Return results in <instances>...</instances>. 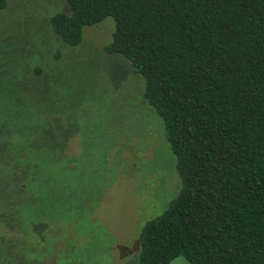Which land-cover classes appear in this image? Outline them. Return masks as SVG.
<instances>
[{
  "label": "trees",
  "instance_id": "1",
  "mask_svg": "<svg viewBox=\"0 0 264 264\" xmlns=\"http://www.w3.org/2000/svg\"><path fill=\"white\" fill-rule=\"evenodd\" d=\"M63 2L68 11L48 20L61 46H80L85 28L112 19L103 52L126 60L143 80L139 101L161 119L176 159L179 189L141 228L137 264L178 257L189 264H264V0ZM6 6L0 0V10ZM22 167L0 178V196L20 187L12 192L19 204L24 186L30 194L43 186L34 169L21 183ZM24 200L0 215V242L40 254L27 246L24 223L36 200ZM4 253L1 264H10ZM25 261L22 254L17 259Z\"/></svg>",
  "mask_w": 264,
  "mask_h": 264
},
{
  "label": "rangeland",
  "instance_id": "2",
  "mask_svg": "<svg viewBox=\"0 0 264 264\" xmlns=\"http://www.w3.org/2000/svg\"><path fill=\"white\" fill-rule=\"evenodd\" d=\"M6 2L0 146L9 153H0V178L23 165L21 183L34 169L43 186L20 191L36 200L24 223L27 246L40 254L0 242V257L8 250L10 264L21 254L25 264H137L141 228L167 208L180 185L161 119L139 101L144 82L126 60L103 52L112 19L85 28L80 46L64 47L48 23L68 11L63 0ZM16 188L2 192L0 215L24 205L13 202ZM170 264L189 263L178 257Z\"/></svg>",
  "mask_w": 264,
  "mask_h": 264
}]
</instances>
